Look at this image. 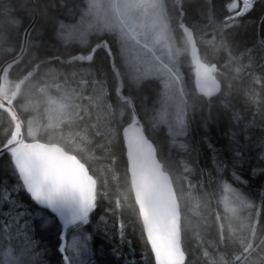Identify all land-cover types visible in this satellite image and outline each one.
<instances>
[{
    "label": "trees",
    "instance_id": "1",
    "mask_svg": "<svg viewBox=\"0 0 264 264\" xmlns=\"http://www.w3.org/2000/svg\"><path fill=\"white\" fill-rule=\"evenodd\" d=\"M164 1L174 35L183 40L177 42L186 47L189 29L199 58L215 66L221 85L214 95L201 93L192 54L181 55L187 110L186 133L178 138L144 113L155 114L162 83L134 78L117 36L92 35L85 45L63 40L62 30L84 17L89 0H36L38 19L26 52L6 68L1 93L13 98L25 141L63 146L87 164L97 190L87 218L64 229L26 192L14 150L0 154V264H155L121 134L134 120L144 125L173 179L185 264H238L250 251L264 264V0H255L246 13L229 20L230 7L241 0ZM34 14L32 0H0V65L19 52ZM83 81L101 85L113 129L79 110L44 128L51 121L49 93L60 85L77 90ZM80 101L79 96L73 99L76 107ZM13 135L14 119L0 105V148ZM227 187L234 202L248 204L241 210L245 220L230 218ZM76 236L81 241L78 259L69 249ZM247 240L252 245L246 248Z\"/></svg>",
    "mask_w": 264,
    "mask_h": 264
},
{
    "label": "water",
    "instance_id": "2",
    "mask_svg": "<svg viewBox=\"0 0 264 264\" xmlns=\"http://www.w3.org/2000/svg\"><path fill=\"white\" fill-rule=\"evenodd\" d=\"M255 0L236 3L232 17L240 16ZM241 6V7H240ZM38 19V10L27 27L22 47L17 54L0 67V105L14 119V135L0 148V154L14 150V162L25 189L41 208L55 215L64 229L87 218L93 205L97 181L86 163L57 143L25 141V125L13 98L2 96L4 72L26 52L29 32ZM184 26V25H183ZM191 39L196 69V86L201 93L216 94L220 85L213 74L205 73L208 64L200 61L198 47L192 33ZM18 93V90H17ZM126 148L128 173L135 202L138 206L145 235L155 264H185L187 254L181 235V209L173 179L158 157L157 147L148 136L140 120H134L122 129Z\"/></svg>",
    "mask_w": 264,
    "mask_h": 264
},
{
    "label": "rangeland",
    "instance_id": "3",
    "mask_svg": "<svg viewBox=\"0 0 264 264\" xmlns=\"http://www.w3.org/2000/svg\"><path fill=\"white\" fill-rule=\"evenodd\" d=\"M106 32L113 33L119 38L124 58L136 80L153 77L162 83V92L153 119L157 124L169 128L173 138L183 137L186 133L187 109L179 58L185 51L192 54L193 47L191 39L187 36V41H184L187 42L186 47L182 48L177 42L167 17L165 1L89 0L84 17L76 23L65 26L62 30V38L69 43L85 45L92 35ZM209 67L211 69L210 65ZM55 92L57 93L54 94ZM55 92L49 93L48 113L51 121L47 126L43 125L44 128L51 129L58 120H62L64 116H73L79 110L85 117L98 116L99 125L106 124L107 128L112 125L113 129L114 119L110 117L111 108L98 82L83 81L77 90H70L60 85ZM78 96L81 101L79 107H76L73 99ZM33 125L30 124L32 129H34ZM227 190L224 201L229 209L230 218L238 217L239 221L245 220L248 216L241 210L248 204L242 200L237 204L234 202L231 188L227 187ZM249 241L247 240L246 248L252 245ZM80 242V237L76 236L69 243V249L75 259L81 256ZM251 253L252 251L245 255L238 264H258L261 256ZM14 263L19 264L16 260Z\"/></svg>",
    "mask_w": 264,
    "mask_h": 264
},
{
    "label": "bare ground",
    "instance_id": "4",
    "mask_svg": "<svg viewBox=\"0 0 264 264\" xmlns=\"http://www.w3.org/2000/svg\"><path fill=\"white\" fill-rule=\"evenodd\" d=\"M32 3H33V7H34V9L37 7V2H36V0H32ZM236 3H234L232 6H234ZM231 6V7H232ZM238 9H236V10H234V11H231L232 13H234L235 11H237ZM230 17H232V14L229 16V17H227L226 19L227 20H229L230 19ZM32 22V21H31ZM30 22V23H31ZM30 25V24H29ZM28 25V26H29ZM27 26V27H28ZM27 27L25 28V30H24V33H23V36H24V34H25V31H26V29H27ZM31 31V30H30ZM185 32H186V35H187V37H189V33H191V31L189 30V29H186L185 30ZM29 34H30V32H29ZM190 38V37H189ZM177 39V41H180V42H183V40L182 39H179V38H176ZM180 44V43H179ZM181 46V45H180ZM23 56H24V54L20 57V59L19 60H17V61H15V62H13V63H16V62H19L22 58H23ZM11 58V57H10ZM9 58H7V59H5L2 63H1V65H0V67L2 66V64L5 62V61H7ZM12 64V63H11ZM149 78H152V77H149ZM143 79H146L145 77H143V78H141V79H139V80H137V81H142ZM217 79V78H216ZM217 81H218V83H219V85H220V81L217 79ZM221 86V85H220ZM220 90V89H219ZM206 94V93H205ZM209 95V94H208ZM153 111H148V110H146V109H144V113L146 114V116L147 117H149V118H152L153 117V113H152ZM24 122V121H23ZM153 126H155V125H153ZM25 131H26V129H25ZM26 190V189H25ZM27 192V191H26ZM14 193L17 195V190H15L14 191ZM219 219V218H218ZM219 225H220V230H222V228H223V223H222V221H220V219H219ZM187 254V253H186Z\"/></svg>",
    "mask_w": 264,
    "mask_h": 264
},
{
    "label": "flooded vegetation",
    "instance_id": "5",
    "mask_svg": "<svg viewBox=\"0 0 264 264\" xmlns=\"http://www.w3.org/2000/svg\"><path fill=\"white\" fill-rule=\"evenodd\" d=\"M235 3H238V1H236ZM215 66L213 65V66H211V69H210V67L208 66V68L207 69H205V73H208L207 71L209 70L210 72L208 73V74H214V71H213V69L212 68H214ZM14 152H15V149H14Z\"/></svg>",
    "mask_w": 264,
    "mask_h": 264
}]
</instances>
